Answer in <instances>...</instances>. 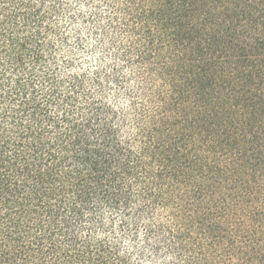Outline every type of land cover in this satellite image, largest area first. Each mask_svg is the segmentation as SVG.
Wrapping results in <instances>:
<instances>
[{
	"label": "trees",
	"instance_id": "16d2710c",
	"mask_svg": "<svg viewBox=\"0 0 264 264\" xmlns=\"http://www.w3.org/2000/svg\"><path fill=\"white\" fill-rule=\"evenodd\" d=\"M0 264H264V0H0Z\"/></svg>",
	"mask_w": 264,
	"mask_h": 264
}]
</instances>
